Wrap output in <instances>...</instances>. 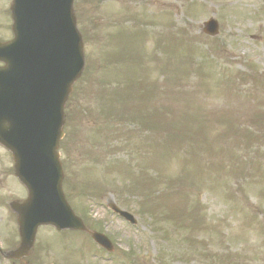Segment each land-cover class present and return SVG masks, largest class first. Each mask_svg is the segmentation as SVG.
<instances>
[{"label": "rangeland", "instance_id": "obj_1", "mask_svg": "<svg viewBox=\"0 0 264 264\" xmlns=\"http://www.w3.org/2000/svg\"><path fill=\"white\" fill-rule=\"evenodd\" d=\"M76 1L87 66L67 106L65 191L115 248L98 249L74 232L67 251H51L52 262L264 264L263 0ZM10 2L0 0L1 16ZM137 16L143 30L123 29ZM212 16L221 26L217 37L202 31ZM149 112L147 126L135 120L130 129L140 122L149 133L164 132L161 145H148L150 137L142 145L128 132L120 150L123 117ZM169 125L192 133L184 135L186 155L176 147L177 154L162 156ZM143 146L151 154L138 159ZM101 160L116 162L107 175ZM110 201L138 223L113 213ZM160 209L176 223L151 216Z\"/></svg>", "mask_w": 264, "mask_h": 264}, {"label": "water", "instance_id": "obj_2", "mask_svg": "<svg viewBox=\"0 0 264 264\" xmlns=\"http://www.w3.org/2000/svg\"><path fill=\"white\" fill-rule=\"evenodd\" d=\"M72 3L73 0H15L13 11L17 27L20 26L21 8L24 7L23 25L27 31L24 38L18 35L15 44L3 50V53L8 52V60L15 61L17 46L22 47L24 42L25 49L20 55L26 75L21 85L27 86L26 95L33 98L36 109L34 119L38 117L41 122L36 124L38 132L29 140L33 146L43 144L45 152L36 157L34 165L30 163L31 167L21 170V178L37 189L36 194L46 197L48 208L42 220L55 224L60 222V215L63 216L60 206L64 202L55 149L62 136L64 102L83 67L82 44L75 29ZM216 30L213 25L210 32ZM66 217L72 218L70 213ZM72 219L75 225L76 221Z\"/></svg>", "mask_w": 264, "mask_h": 264}, {"label": "flooded vegetation", "instance_id": "obj_3", "mask_svg": "<svg viewBox=\"0 0 264 264\" xmlns=\"http://www.w3.org/2000/svg\"><path fill=\"white\" fill-rule=\"evenodd\" d=\"M10 179L9 173H3L0 177V264H20L17 261L8 259V252L19 239L18 212L14 207L22 203L27 194L18 184L12 185Z\"/></svg>", "mask_w": 264, "mask_h": 264}, {"label": "bare ground", "instance_id": "obj_4", "mask_svg": "<svg viewBox=\"0 0 264 264\" xmlns=\"http://www.w3.org/2000/svg\"><path fill=\"white\" fill-rule=\"evenodd\" d=\"M18 84H20V83H18V82H14V83H11V85H9V86L7 85V87H8L9 89H10L11 87L17 88ZM3 129H6V126H4Z\"/></svg>", "mask_w": 264, "mask_h": 264}]
</instances>
